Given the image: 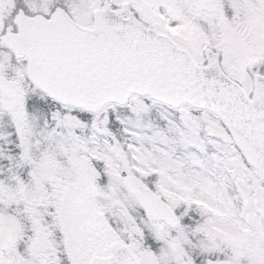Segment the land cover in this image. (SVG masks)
Wrapping results in <instances>:
<instances>
[{
    "label": "rangeland",
    "instance_id": "rangeland-1",
    "mask_svg": "<svg viewBox=\"0 0 264 264\" xmlns=\"http://www.w3.org/2000/svg\"><path fill=\"white\" fill-rule=\"evenodd\" d=\"M101 1L0 0V34L24 6L46 14L61 6L90 25L92 10ZM110 1L116 6L128 2L137 16L157 29L172 31L161 15V9L167 11L180 23L173 37L199 61L204 41L214 33L224 63L233 66L250 88L251 79L243 76L242 68L248 60L254 65L256 59H264V0ZM208 13L212 19L207 24L203 18L196 20ZM24 77L22 63L0 44V141L18 131L24 153L15 165L27 176H22L24 180L13 176V166L2 171L4 180L11 175L15 183L6 186L0 180V201L21 203L22 209L8 217L1 205L0 264H47L43 257L51 247L53 230L65 238L63 244L75 264L108 254L115 240L134 248L142 264H264V175L246 162L218 116L197 113L187 105L172 109L160 104L157 117L164 123L154 128L152 121L148 127L143 122L151 108L148 97H133L127 115L116 113L122 131L130 133L129 139L119 140L108 126L113 109L93 114L87 123L73 108L53 102L55 114L45 121L51 128L44 137L39 122L47 112L45 99L31 91L35 86L25 85L26 78L23 85ZM3 151L0 142V166L7 163ZM129 173L143 184L154 176L155 190L179 209L182 219L192 214L199 226L171 228L145 221L124 187ZM91 205L100 211V219L92 217ZM21 215L33 230L26 250L18 247L27 230L26 222L21 229ZM141 221L160 243L155 251L138 245ZM173 241L182 244L181 251H172Z\"/></svg>",
    "mask_w": 264,
    "mask_h": 264
},
{
    "label": "water",
    "instance_id": "water-1",
    "mask_svg": "<svg viewBox=\"0 0 264 264\" xmlns=\"http://www.w3.org/2000/svg\"><path fill=\"white\" fill-rule=\"evenodd\" d=\"M125 9V8H124ZM93 28L82 27L58 8L51 19L20 11L18 32L0 37L18 57L27 56L30 77L51 97L91 111L110 101L125 103L132 93H147L178 105L188 102L213 110L229 127L247 160L264 173V76H256L248 98L241 87L208 54L207 66L196 65L189 54L163 33L145 27L108 1L94 11ZM147 215L177 224L175 213L152 189L134 176L125 179ZM93 215L99 213L92 208ZM177 252L178 243L173 244ZM110 256L90 264H140L131 250L111 245Z\"/></svg>",
    "mask_w": 264,
    "mask_h": 264
},
{
    "label": "trees",
    "instance_id": "trees-1",
    "mask_svg": "<svg viewBox=\"0 0 264 264\" xmlns=\"http://www.w3.org/2000/svg\"><path fill=\"white\" fill-rule=\"evenodd\" d=\"M12 135L15 136L14 133ZM13 136H11V137H13ZM4 146L6 147V151L10 155L9 157H11L15 160L19 159L20 154H21V148L18 146L17 141H15V140L10 141V142L6 143ZM140 239H141L140 241H141L142 247L149 246V241L151 239H150L149 233L146 229H144L142 231V237ZM56 253L57 254H55V255L58 256L57 264H70L71 263V260L68 258V255L61 248H57Z\"/></svg>",
    "mask_w": 264,
    "mask_h": 264
},
{
    "label": "flooded vegetation",
    "instance_id": "flooded-vegetation-1",
    "mask_svg": "<svg viewBox=\"0 0 264 264\" xmlns=\"http://www.w3.org/2000/svg\"><path fill=\"white\" fill-rule=\"evenodd\" d=\"M218 44V46H220L219 45V42L217 43ZM219 50H221L222 51V46L219 48ZM221 63H222V66H223V69L224 70H228L230 73V75L231 76H233V77H236L237 75L235 74V71H234V69H233V66H228L226 63H224V61L221 59ZM241 84H243L244 83V81L243 82H241V80L239 81ZM243 88H244V90L246 91V92H248V89H249V87L247 86V85H244L243 84Z\"/></svg>",
    "mask_w": 264,
    "mask_h": 264
}]
</instances>
